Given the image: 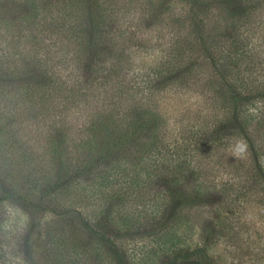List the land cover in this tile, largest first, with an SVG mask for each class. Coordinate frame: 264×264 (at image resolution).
<instances>
[{
  "label": "trees",
  "instance_id": "1",
  "mask_svg": "<svg viewBox=\"0 0 264 264\" xmlns=\"http://www.w3.org/2000/svg\"><path fill=\"white\" fill-rule=\"evenodd\" d=\"M143 162L159 201L95 206ZM5 206L22 264H133V229L160 264H264V0H0Z\"/></svg>",
  "mask_w": 264,
  "mask_h": 264
},
{
  "label": "rangeland",
  "instance_id": "2",
  "mask_svg": "<svg viewBox=\"0 0 264 264\" xmlns=\"http://www.w3.org/2000/svg\"><path fill=\"white\" fill-rule=\"evenodd\" d=\"M173 99L171 93H167L159 100L162 104H167ZM116 169L105 167L103 170L99 169L96 179L90 183V190L95 195L97 207H102L108 214L114 216L123 210L133 213L135 209L136 214L139 215L143 206H147L153 199L159 198V186L151 184L147 180L148 165L145 162L139 165L138 170H132L131 166L116 164ZM115 166L113 168H115ZM137 178V179H136ZM159 201V199L157 200ZM158 205V202H157ZM2 210H9L8 206L0 208ZM142 213V212H141ZM141 216V215H140ZM205 214L199 217L194 215V223L198 229L194 234L196 242H201L206 237L202 232L205 226ZM152 229L149 227L147 230ZM132 241L129 246L135 247L136 250L146 249L151 250L150 246L153 245L154 250L149 253L145 258L139 255H133L131 263L133 264H160L163 256L159 251V240L154 237L153 233H148L146 229H133ZM215 237H218L216 234ZM224 237H220L219 244L223 246ZM0 264H22L21 260L14 252L12 246H7L3 243L0 245Z\"/></svg>",
  "mask_w": 264,
  "mask_h": 264
}]
</instances>
